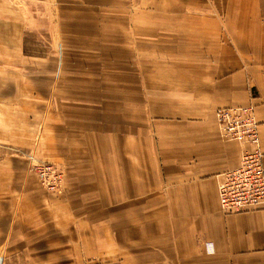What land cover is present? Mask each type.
Listing matches in <instances>:
<instances>
[{
    "label": "crops",
    "instance_id": "obj_1",
    "mask_svg": "<svg viewBox=\"0 0 264 264\" xmlns=\"http://www.w3.org/2000/svg\"><path fill=\"white\" fill-rule=\"evenodd\" d=\"M247 103L264 173V0H0V264H264V202L217 203Z\"/></svg>",
    "mask_w": 264,
    "mask_h": 264
},
{
    "label": "built area",
    "instance_id": "obj_2",
    "mask_svg": "<svg viewBox=\"0 0 264 264\" xmlns=\"http://www.w3.org/2000/svg\"><path fill=\"white\" fill-rule=\"evenodd\" d=\"M254 110L255 106L251 103L215 110V120L222 137L236 141L242 148L238 166L218 175L217 203L223 213L245 212L264 202L263 152L259 146ZM31 169L42 187L54 194L61 192V169L38 160H33Z\"/></svg>",
    "mask_w": 264,
    "mask_h": 264
},
{
    "label": "rangeland",
    "instance_id": "obj_3",
    "mask_svg": "<svg viewBox=\"0 0 264 264\" xmlns=\"http://www.w3.org/2000/svg\"><path fill=\"white\" fill-rule=\"evenodd\" d=\"M56 68V70H55V73H54V77L55 78H57V70H58V68L57 67H55ZM15 148H13V149H11V151H9V153L11 154V155H14V156H17V157H20V158H22V159H24V161L26 162V167H27V170H30V171H33L34 172V170H32L31 169V165H32V162H33V160H38V161H45V160H41V159H39L38 157H37V155H34L32 152H30V151H24V150H22V149H19V148H17V150H14ZM45 162H48V161H45ZM48 163H51V164H54L55 166H57L59 169H61V171H62V173H63V169L60 167V165L58 164V163H52V162H48ZM35 173V172H34ZM36 174V173H35ZM37 176V175H36ZM63 177H64V175L62 176V187H61V192L60 193H57V194H54V193H51V192H49L46 188H44V187H42L41 186V184H39V186H40V189L41 190H44L47 194H49V195H54V196H57V195H61L62 193H63ZM37 179H38V177H37ZM38 183H39V180H38Z\"/></svg>",
    "mask_w": 264,
    "mask_h": 264
}]
</instances>
